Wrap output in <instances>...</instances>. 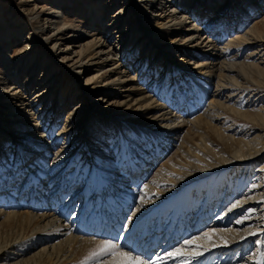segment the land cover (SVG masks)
<instances>
[{"label": "bare ground", "instance_id": "6f19581e", "mask_svg": "<svg viewBox=\"0 0 264 264\" xmlns=\"http://www.w3.org/2000/svg\"><path fill=\"white\" fill-rule=\"evenodd\" d=\"M58 1L33 0L25 22L11 11L17 23L0 37V58L18 29L23 44L13 60L18 69L32 60L24 82L5 86L9 77L0 75V187L8 185L0 190V264H114L121 257L92 255L105 241L155 264H264V0H63L78 24L58 20ZM42 7L54 25L45 38L35 32L44 26H34ZM83 26L92 39L72 57L69 43L86 37L77 34ZM27 28L33 34L23 42ZM66 31L74 40L59 62L45 46ZM62 62L83 65L87 80ZM132 173L118 208L102 204ZM177 249L184 255H168Z\"/></svg>", "mask_w": 264, "mask_h": 264}, {"label": "rangeland", "instance_id": "374dc122", "mask_svg": "<svg viewBox=\"0 0 264 264\" xmlns=\"http://www.w3.org/2000/svg\"><path fill=\"white\" fill-rule=\"evenodd\" d=\"M26 1H28V0H0V37H3V39L4 40H7V39H9L11 36L9 35L10 34V31H11V28H12V26H14L17 22L15 21L16 19H12V16H10V12L11 11H13L14 12V14L15 13H17V15H19V17H21L22 18V20L25 22V20H26V18L27 17H29L28 16V14H30L29 12V10H31V8H32V4L34 3L33 2V0H29L28 2H26ZM102 1V4H103V6H104V4H106L107 2H108V0H101ZM161 0H157V2H160ZM59 3L58 4H60V6H62L63 8H62V11L61 12H59V17H58V20H60L61 22L62 21H64V20H68V22H69V19H71V20H73V23L74 24H78L77 22H76V16H72V14L74 13V11H72V12H69V9H70V6L71 5H64V1L63 0H59L58 1ZM201 1H194V3L192 4L193 6H198V4L200 3ZM25 3H29L30 5H25ZM39 4H42V3H39ZM164 5H165V3H164ZM188 5H189V3H188ZM191 5V4H190ZM64 7H65V9H64ZM66 8H67V10H66ZM116 9L118 8V7H115ZM66 10V11H65ZM117 11H119V9L117 10ZM28 12V13H27ZM35 12H37V13H40L39 14V19H38V21H40V24H38L37 25V23L36 24H34V26L37 28V27H39L40 28V26H44V31L40 28L39 30L37 29L35 32H36V35H38V37H46L47 35H45V34H43L42 35V33H47V34H50V33H52V29H53V27H54V25L52 26V28L50 27V28H48L49 27V23H46L48 20H45L48 16L46 15V13L48 12V10H43V7L41 8V9H39L38 11H36L35 10ZM67 12V13H66ZM5 14H7V15H5ZM111 14L112 13H107L103 18V20H104V22H106V21H108V18H106L107 17V15H110V17H111ZM71 15V16H70ZM10 16V17H9ZM1 17L3 18V19H1ZM147 18V20H149L150 22L153 20V16H146ZM165 17H166V15H165ZM152 18V19H151ZM264 18V10L261 12V14L258 16V18H257V20H261V19H263ZM168 18H166V20H167ZM10 21V22H9ZM82 21V20H81ZM27 23V22H26ZM39 23V22H38ZM25 24V23H24ZM141 24H143V25H147L146 23H144V22H142ZM11 25V26H10ZM235 26V25H234ZM18 28V27H17ZM28 28H31V26H28ZM27 28V29H28ZM80 28V27H79ZM2 29V30H1ZM5 29V30H4ZM56 29V28H55ZM84 29H87V32H84V33H77V34H79V35H83V36H86V37H84V38H81L82 39V41H81V39H78L77 40V38H76V40H74V38L73 37H69V39H67L68 37V35H69V33H70V31L68 32V31H66V36L64 37V38H66V39H64V40H58L57 41V44L55 45V47L54 48H52L53 47V44L55 43V42H51L48 46H45L41 41L40 42H37V40H36V42H34V44H38L37 45V47L39 48V49H42V50H44V46H45V49H46V47L47 48H51V49H54L55 50V54L56 55H58L57 56V60H59V62H61L60 60H61V58H60V52L62 51V52H65L66 51V49L65 48H67V46L65 45L66 43H69L71 40L70 39H73L74 41H77V42H70L69 43V45L70 46H73L74 47V49H72L71 47L69 48V52L70 51H73L70 55H72V57H74L75 55H77L76 54V50H79V48H78V45L79 44H83L84 42H86V41H89V40H91L92 39V37H90V36H87V34L89 33V32H91V29L92 28H87L86 26L84 27H82V30H84ZM186 28L184 27L182 30H184L183 31V36L185 37L186 36V34L189 32V31H187V30H185ZM29 30V29H28ZM25 30V32H23V33H21V37H24V39H23V42L24 41H26V39H27V36H32V34H33V32H32V30ZM18 29H16V31L14 32V35H13V37L11 38V41L13 42V45L11 46V47H7L5 50L8 52V53H6V58H0V75H1V77L2 78H5V77H9L7 80H5V82L7 83V84H5V86H10V82H13V79L14 78H16V79H18L19 80V83L20 82H22V80H23V82L25 81V79H24V76L26 75V73H27V70H30V62L32 61L31 59V61L30 60H28L27 61V63L26 64H22L21 65V67H20V69H18V67H17V63L14 61L15 59H16V55H17V53L19 52V50L22 48V41H20L19 39H17V35H18ZM71 33H72V31H71ZM190 33V32H189ZM2 34H4V35H2ZM86 34V35H85ZM23 35V36H22ZM5 36H7L6 38H5ZM19 40V41H18ZM30 40V39H29ZM122 39H120V41H121ZM17 43H16V42ZM116 41H118V39H113L110 43L112 44V46H113V44H117L118 42H116ZM59 43H61L62 45H59ZM73 43V44H72ZM223 44V43H222ZM222 44H220L219 45V47H222L223 45ZM6 45L5 43L4 44H1L0 43V49H2L4 46ZM2 47V48H1ZM12 48V49H11ZM252 48V47H251ZM11 49V51H9ZM37 49V48H36ZM64 50V51H63ZM250 47H248V49H247V51H245L244 52V54H243V56L244 55H247L249 52H250ZM1 52V51H0ZM39 52H41V51H39V50H36L35 51V54L36 53H39ZM9 54H10V56H9ZM8 55V56H7ZM259 56V55H258ZM4 59V60H3ZM14 59V60H13ZM113 59V58H112ZM243 59V58H242ZM241 60V59H240ZM9 63L10 65H8V64H6V63ZM12 62H14V63H12ZM74 62V61H73ZM131 62V61H130ZM12 63V64H11ZM52 63L53 62H50V64L52 65ZM62 63H64V65H68L67 63H65V62H62ZM113 62H110L109 60L105 63V65H106V69L107 68H110V67H112L113 66V64H112ZM132 64V63H131ZM71 65V64H70ZM70 65H68V66H70ZM136 65L137 64H135V63H133V67H132V72H131V69H130V74L133 76V75H135L136 73H138L137 71H136ZM97 68V66L95 65V67L92 69V73H90V74H93L94 72H95V69ZM105 69V70H106ZM40 70V69H39ZM94 70V71H93ZM104 69H103V71H105ZM48 71V70H47ZM47 71H46V73H47ZM70 72H74V73H79L80 75H81V77H83V80H87V77H88V75L85 73V71H84V68H83V65H81V66H79V64H76V65H74V66H72L71 65V68H70ZM37 72H35V74L34 75H38V76H36V78L37 79H41L42 80V77H43V75H41V72H38V74H36ZM50 73L48 72V75H49ZM114 74H116V73H112V74H110V75H108V77L109 78H112L113 76H114ZM4 76V77H3ZM21 77V78H20ZM49 77L51 78V75H49ZM10 80V81H9ZM2 87H4L3 85H1L0 86V91H2ZM88 89H90V87H87ZM4 89H6V88H4ZM7 89H9V87L7 88ZM83 89V88H82ZM28 93H30L31 91L28 89ZM5 91H3L2 93H4ZM12 93V92H11ZM11 93H9V94H11ZM22 93V92H21ZM23 93H25V91H23ZM75 93V92H74ZM100 95H101V93H99ZM125 93H123V95H124ZM100 95H98V96H96V98L97 97H99ZM10 95H8V96H5L4 98H7V97H9ZM102 96V95H101ZM28 97V96H27ZM26 97V98H27ZM134 97H136V96H134ZM29 98H32V96H30L29 95ZM96 98H94V99H96ZM3 98H0V106H1V103L2 104H4L5 103V100H2ZM93 99V100H94ZM120 99V101H122V100H124L125 98H123V97H120L119 98ZM48 100V99H47ZM47 100H45V102H43L42 103V106H47L46 105V102H47ZM222 100H223V98H222ZM105 103H103V107L104 108H111L112 107V105L111 104H109V103H111V101H109V102H106V98H105ZM125 101V100H124ZM132 102V101H131ZM79 104H84L83 102H81L80 101V103ZM19 105H21V104H19ZM36 106H38L37 104H35ZM51 105L52 104H48V106L49 107H51ZM22 106V105H21ZM21 106H19V108H21ZM16 107H18V106H16ZM40 107V106H39ZM39 107H37V109H39ZM76 107H78V104H76ZM182 108V107H181ZM105 110V109H104ZM181 110V109H180ZM193 109H188V113H190L191 111H192ZM4 111V110H3ZM35 111H37V110H34V112ZM37 115L38 114H42L41 115V117H43V116H45L46 114L47 115H49V113L51 114V111H43V112H40L39 111V113L38 112H35ZM40 116L38 117V118H41ZM62 122H63V120H62ZM63 124H64V122H63ZM177 124V123H176ZM49 127H51V125L49 126ZM60 128V127H59ZM185 129V128H184ZM186 130V129H185ZM45 133H47V132H50L51 130H49L48 128H44V130H43ZM184 131V130H183ZM40 132V131H39ZM55 133L57 132V131H54ZM53 133V132H52ZM11 134V133H10ZM17 134V133H16ZM12 135V137L13 138H15L14 136H13V134H11ZM17 135H19V134H17ZM54 136H55V134H54ZM56 137V136H55ZM55 137H53L52 138V140L54 139L55 140ZM54 140H53V142H54ZM177 140V141H176ZM178 140H179V135H178V138H176L175 139V141L174 142H172V145H175L177 142H178ZM22 142V141H21ZM11 144V143H10ZM22 144H24L23 142H22ZM61 144H62V140H59L57 143H55L54 145H55V147L56 148H53V149H55V150H53V153H55V152H58L59 151V149H61L60 147H61ZM66 145H68V143L66 144ZM153 145V143H150V146H152ZM174 147V146H173ZM176 149V148H175ZM13 150V149H12ZM175 150H171V153H173ZM45 151H43V153H44ZM171 153H169V155L171 154ZM58 155H59V153H58ZM11 156H12V153H11ZM37 155H34V157L33 158H40V156H37ZM54 156L55 155H52L51 156V160H49L50 161V163L52 162V160L54 159ZM160 156V157H159ZM52 157H53V159H52ZM167 157H168V155L166 154V153H163V155H158L155 159H153L152 161L154 162L153 164H155L153 167L151 166V168H153L154 170H155V168H157L158 166H160L161 165V162H163L164 160H166L167 159ZM32 161H34V160H32ZM32 161H30V162H32ZM49 161H48V163H49ZM36 164H37V162H36ZM147 164H149V162L147 163L146 162V165L143 167V171H144V169H146V168H148V165ZM7 165V164H6ZM8 166H10V167H12V164L11 163H9L8 164ZM150 168V169H151ZM149 169V170H150ZM135 174V175H134ZM136 175H137V173H132V176L133 177H131L130 179H127L126 180V188H123L122 189V187L120 186L118 189V191H117V188H116V192H114L113 194H114V196H113V198L111 199V200H114L115 198H116V196H118V193H120L119 191H121L122 190V192H126L127 190L126 189H128L129 190V188H130V185H129V180H130V182H131V179L133 178L134 180H136ZM99 176V175H98ZM138 176V175H137ZM140 176V175H139ZM236 177V176H235ZM100 178V177H99ZM47 179H51V178H48V175L43 179L44 181L46 180L47 181ZM87 179L89 180V178L87 177ZM127 182H128V184H127ZM7 184H8V182H7ZM21 187V184H17V187L16 188H18L19 186ZM2 188H4V192H6V190H8L7 188H8V185H5V186H2V187H0V190L2 189ZM77 189V188H76ZM17 192H18V190H16ZM9 192V191H8ZM81 192V191H80ZM63 196L64 195H66V196H69V195H67V194H64V193H61ZM70 197V196H69ZM68 197V198H69ZM41 197H38V199H37V203H39V204H42V206H46L47 204L49 205L50 204V200H48V199H45V200H43V202H42V200L40 199ZM108 197H106L105 199H107ZM103 199V198H102ZM29 200H30V198H29ZM78 202H77V204H79V203H81V204H83V202H84V199H78L77 200ZM103 204V203H102ZM78 206V205H77ZM76 206V207H77ZM75 207V208H76ZM90 209V208H89ZM135 209V208H134ZM94 211V210H93ZM75 212H77L76 210H75ZM133 212V211H132ZM86 214V213H85ZM81 215V213H79V215H76L75 214V217H74V219L76 218V217H79ZM87 216H88V213L86 214ZM71 218L72 217H68L67 218V220H71ZM0 222H1V220H0ZM231 225H232V223H231ZM230 225V226H231ZM234 225V224H233ZM229 226V227H230ZM192 227H193V225H192ZM192 227H191V229H192ZM209 228H211V226H207L206 228H205V231L206 230H208ZM228 228V227H227ZM188 229H190V227H188ZM204 231V230H203ZM174 232H176V229H175V231H173L172 233H174ZM239 249H241V247H239ZM237 252H242V250L240 251V250H237Z\"/></svg>", "mask_w": 264, "mask_h": 264}, {"label": "snow or ice", "instance_id": "6c2138e0", "mask_svg": "<svg viewBox=\"0 0 264 264\" xmlns=\"http://www.w3.org/2000/svg\"><path fill=\"white\" fill-rule=\"evenodd\" d=\"M242 223V221H238ZM207 236L208 234L205 233ZM185 243L191 244L193 243L192 240L186 241ZM118 245L111 242V241H105L103 244L100 246V251L99 252H94L92 255L93 257L96 256H104L111 254V256L116 257L119 256L121 259L114 261V264H155V260H148L144 261L140 259L138 256H131L127 252L123 251H118ZM169 256H177V255H184V252L181 249H177L174 253H168ZM156 259H160V257H156Z\"/></svg>", "mask_w": 264, "mask_h": 264}]
</instances>
